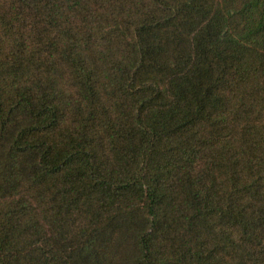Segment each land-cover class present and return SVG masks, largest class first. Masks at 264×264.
<instances>
[{"label": "trees", "instance_id": "trees-1", "mask_svg": "<svg viewBox=\"0 0 264 264\" xmlns=\"http://www.w3.org/2000/svg\"><path fill=\"white\" fill-rule=\"evenodd\" d=\"M0 264H264V0H0Z\"/></svg>", "mask_w": 264, "mask_h": 264}]
</instances>
